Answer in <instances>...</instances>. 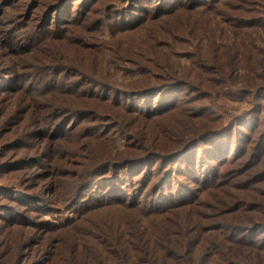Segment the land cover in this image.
Returning <instances> with one entry per match:
<instances>
[{"label": "rangeland", "instance_id": "1", "mask_svg": "<svg viewBox=\"0 0 264 264\" xmlns=\"http://www.w3.org/2000/svg\"><path fill=\"white\" fill-rule=\"evenodd\" d=\"M95 1L69 0L68 11L59 10L67 22H57L59 13H50L45 0H0V7L10 5L0 12V190L15 194H0V264H117L119 256L103 259L107 239L97 229L120 212L89 211L101 203L112 205L103 194L90 197L91 189L82 191L86 179L100 178L99 183L105 176L106 169L92 176L89 168L108 154L112 159L139 155L143 146L169 151L206 128L209 136L203 139L230 137L234 143L245 138L239 130L251 134L244 141L252 146L216 170L209 184L180 181L178 191L194 197L189 208L162 214L161 220H143L142 227L157 242L180 247L172 252L181 256L189 257L194 248L191 256L198 263L213 242V224L223 219L237 228L224 231L222 255L233 264H264V181L251 183L264 171L263 157L249 156L263 129L249 133L243 128L258 116L264 119V94L258 98L256 90L264 87L257 69L264 65V0ZM254 17L263 23L248 30L245 25ZM236 59L248 69L232 71ZM62 75H96L119 88L156 85L161 75H188L196 86L205 77L223 79L226 85L202 84L213 92L210 98L194 100L182 114L156 123L122 113L124 128L111 143L84 138L88 131L77 133L68 118H57L56 110L68 107L66 100L77 95L67 87L73 78ZM245 84L251 85L250 94L242 91ZM177 97L181 101L186 92ZM90 121L80 127L92 126ZM54 124L62 131L58 140L45 136ZM201 146H196L198 153ZM248 164L254 167L247 169ZM77 188V196L69 199ZM77 197L88 199L81 203ZM235 207H240L237 212L225 215ZM242 227L257 232L243 233ZM145 237L135 239V245Z\"/></svg>", "mask_w": 264, "mask_h": 264}, {"label": "trees", "instance_id": "2", "mask_svg": "<svg viewBox=\"0 0 264 264\" xmlns=\"http://www.w3.org/2000/svg\"><path fill=\"white\" fill-rule=\"evenodd\" d=\"M190 1L195 3V0ZM197 1L205 2L206 0ZM49 4L51 5L49 12L57 15L63 7H66L68 11L69 0H51L50 3H48V0H45V5L49 6ZM7 6L10 5L5 3L4 6H1L0 12ZM177 6H181V4L177 3ZM36 10H38V6ZM258 18L246 24L245 28L256 30L257 26L263 23V20ZM34 19L32 18L33 21ZM62 21L61 14L59 13L57 22ZM251 48L252 44L246 47L245 51L250 52ZM257 54L258 50H256ZM260 56L264 64V55L261 54ZM254 65L255 63L253 62L250 69ZM49 66L51 65H45L44 67L49 68ZM248 66L249 64L237 59L231 64L232 71L235 72L241 69H248ZM257 69H260L259 75H264V65H261ZM34 76L36 75H30L28 78L30 79ZM62 76L68 81L70 78H73L67 87L70 92H77V95L66 100L70 101L68 107L56 110L58 111L57 114H60L57 118H60V120L68 118L69 128L74 127V130H77V133L81 134L88 131V135L84 138L90 137L95 140L98 138L101 140H113L116 138L124 128L122 113L132 117L134 120L142 118L145 121L156 123L162 118L166 119L182 114L186 105L190 106L194 100L210 98L213 92L209 88H204L202 84L221 87L226 85L223 79H220L218 82L216 79L205 77L202 84L196 86L188 81V75H186V79L183 78L185 75H161L162 82L156 85L138 88H119L105 80L97 78L96 75ZM179 76H183L182 79H177ZM250 86V84H245L242 87V91L250 94V91H247ZM256 90L258 98L264 94L261 93L264 92V87H259ZM181 91L186 92L187 99L185 97L179 101L177 94ZM220 93L222 91H218V94ZM192 98L195 99L192 100ZM128 101L131 103L130 105L127 103ZM87 120H92L90 123L93 125L80 127ZM258 120L259 116L251 121V125L245 124L246 126H243V128L249 133H253L259 126L263 129L260 132L262 136L259 139V143L257 144V140L256 147L254 149L250 147V151L253 154L249 155L251 156L250 160H260L263 157L260 167L263 168L264 119ZM75 121L77 123L73 125ZM56 124L46 130L45 136L57 135L55 140H58L62 136V131L59 130L60 126L56 129ZM206 129H201L200 133L196 134L195 138L193 137L194 139L185 140L182 144L180 142L174 149L169 151H155L154 149H148L147 146H143L139 148V155L125 153V155L121 156L116 155L112 159V156L108 154L103 157V161L89 168V173L91 172L92 176L97 175L96 172H101L104 168L106 169V172L103 173L105 176L102 177L103 180L99 183L97 181L100 178L94 181L89 178L86 179L81 185L82 191L91 189L90 197L95 196V194H103L104 200L112 202V205L110 203H101L96 207L90 208L89 211L93 213L99 210L120 212V215H115L113 220L107 221L106 226H100L97 229L98 236L107 239V243L103 249V259L108 260L106 259L107 257L110 258L109 261H113L119 256L117 264H233L222 255L220 247L222 236L225 234L224 231L235 230L237 226L229 227L224 224L225 221L223 219L213 224V242L205 247L207 252L202 254L201 261L198 263L191 256V253H196L193 247H191L193 249L190 251L189 257L186 258L178 252H172V249L181 250L180 247L177 245L170 247L165 245L161 240L157 242L156 238L142 227L143 220H161L159 216L162 214L167 215L174 210L185 207L189 208L188 205L193 203L194 197L187 193V191L186 193L181 189L178 191L179 186L181 187L180 181L184 183L186 181V185L190 183L209 184L211 177L216 175V170L227 167L230 158H242L248 151L244 148L252 146V141H244L248 136L251 138V134L245 135L244 131L237 130V133L245 138H239L238 141L233 143L230 137L226 139L221 138L217 141L203 139V137L209 136V133L205 132ZM215 131L214 134H217L219 130ZM150 136L152 135L150 134ZM134 139L133 136L130 140ZM149 141L150 143L153 142L151 139ZM115 142L116 140H113L111 143ZM128 143L132 142L129 141ZM198 144H202L199 148L200 153H198L196 147ZM127 148L129 149L130 147L127 146ZM127 156L132 157L125 158ZM151 164H153L152 167ZM155 165H157L156 168ZM245 167L247 169L253 168L254 165L248 164ZM87 177H89V174ZM133 177L135 178L133 179ZM263 181L264 171L258 177H255V179H252L251 183L256 184ZM173 189L175 190L174 192H172ZM77 190L78 188L71 193L69 199H74L77 196ZM2 192L9 193L11 196L15 195L8 190H0V194ZM87 199L88 197H77L78 202L81 203ZM173 206L174 208H172ZM239 208L235 207L233 211L230 210L225 215H231L237 212ZM251 212L254 211L251 210ZM20 222L24 221L20 219ZM252 223L254 222L252 221ZM240 230H243V233L248 232L250 234L257 232L255 229H243V227ZM142 235L146 236L145 239L138 241V245H135L134 240H137ZM112 248L115 249L114 253L111 252Z\"/></svg>", "mask_w": 264, "mask_h": 264}]
</instances>
